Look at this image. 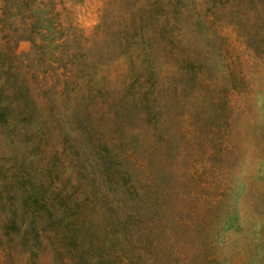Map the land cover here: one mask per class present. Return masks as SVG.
I'll list each match as a JSON object with an SVG mask.
<instances>
[{"label": "rangeland", "instance_id": "374dc122", "mask_svg": "<svg viewBox=\"0 0 264 264\" xmlns=\"http://www.w3.org/2000/svg\"><path fill=\"white\" fill-rule=\"evenodd\" d=\"M0 264H264V0H0Z\"/></svg>", "mask_w": 264, "mask_h": 264}]
</instances>
